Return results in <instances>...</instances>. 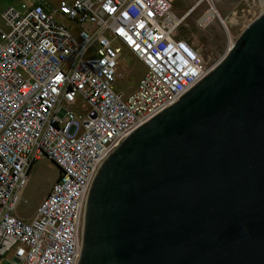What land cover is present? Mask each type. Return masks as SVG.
Wrapping results in <instances>:
<instances>
[{"label":"built area","instance_id":"2783aa9c","mask_svg":"<svg viewBox=\"0 0 264 264\" xmlns=\"http://www.w3.org/2000/svg\"><path fill=\"white\" fill-rule=\"evenodd\" d=\"M0 23V264H78L86 201L105 160L212 68L179 37L173 0H32ZM221 0H199L208 27ZM210 20L205 21V18ZM78 35V36H77ZM127 50L145 69L118 92ZM60 170L27 220L33 167Z\"/></svg>","mask_w":264,"mask_h":264},{"label":"water","instance_id":"95a60500","mask_svg":"<svg viewBox=\"0 0 264 264\" xmlns=\"http://www.w3.org/2000/svg\"><path fill=\"white\" fill-rule=\"evenodd\" d=\"M78 264H264V10L102 164Z\"/></svg>","mask_w":264,"mask_h":264},{"label":"rangeland","instance_id":"374dc122","mask_svg":"<svg viewBox=\"0 0 264 264\" xmlns=\"http://www.w3.org/2000/svg\"><path fill=\"white\" fill-rule=\"evenodd\" d=\"M199 3V0H173V10L178 16L186 17L181 28V33H186L184 38L198 51L205 65L213 68L234 45L239 35L263 12L264 0H221L217 3L221 18L218 15L212 17L214 19L206 28L200 26V19L207 13L208 8ZM22 4L31 6L33 1L0 0V23L5 9L10 6L21 9ZM120 70L122 77L117 91L130 94L136 89L145 69L124 49ZM59 174L58 167L47 159L33 167L17 208V214L21 218L29 220L34 217L40 204L51 192Z\"/></svg>","mask_w":264,"mask_h":264},{"label":"trees","instance_id":"16d2710c","mask_svg":"<svg viewBox=\"0 0 264 264\" xmlns=\"http://www.w3.org/2000/svg\"><path fill=\"white\" fill-rule=\"evenodd\" d=\"M181 28H182V27H181ZM181 30H182V29L179 30V37L182 38V39H184V40H186V39H185V38H186V37H185V36H186V33H185V31H184L183 33H181ZM184 37H185V38H184ZM186 41L189 43L188 40H186ZM189 44H190V43H189ZM190 45H192V44H190ZM194 49H195V48H194Z\"/></svg>","mask_w":264,"mask_h":264},{"label":"bare ground","instance_id":"6f19581e","mask_svg":"<svg viewBox=\"0 0 264 264\" xmlns=\"http://www.w3.org/2000/svg\"><path fill=\"white\" fill-rule=\"evenodd\" d=\"M207 16H210V18L211 17H213V13H210V14H208ZM215 17V16H214ZM185 19H186V17H184ZM205 21H207V20H210V19H208L207 17L204 19ZM80 237H81V235H80Z\"/></svg>","mask_w":264,"mask_h":264}]
</instances>
